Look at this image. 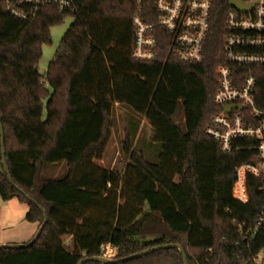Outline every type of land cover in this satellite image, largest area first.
I'll list each match as a JSON object with an SVG mask.
<instances>
[{"label":"trees","instance_id":"obj_1","mask_svg":"<svg viewBox=\"0 0 264 264\" xmlns=\"http://www.w3.org/2000/svg\"><path fill=\"white\" fill-rule=\"evenodd\" d=\"M220 1L206 59L189 63L167 56L165 48L162 62L133 58V19L142 8L154 20V0H74V12L46 6L29 20L6 11L0 0L6 159L14 183L36 203L9 181L1 133L0 198L26 203V219L37 230L45 221L42 208L48 219L34 244L0 249V264H78L107 245L120 259L167 243L183 245L189 264H257L264 228L254 238L248 231L264 211L262 178L249 176L248 203L234 199L237 157L223 153L205 132L220 109L214 96L228 7ZM68 15L74 21L42 75V47L52 43L51 29ZM116 103L133 109L153 131L149 154L134 144L137 129L126 134L122 169L99 163L111 140ZM239 223L246 224L243 233ZM111 264L185 262L176 247Z\"/></svg>","mask_w":264,"mask_h":264},{"label":"built area","instance_id":"obj_2","mask_svg":"<svg viewBox=\"0 0 264 264\" xmlns=\"http://www.w3.org/2000/svg\"><path fill=\"white\" fill-rule=\"evenodd\" d=\"M154 2V20L150 12L144 15L142 8L133 19L136 36L133 58L162 62L166 59L161 56L165 48L167 56L182 62L203 63L214 8L217 3H223L220 0ZM242 2L253 6L241 11L227 0L222 27V63L217 70L218 88L214 96L220 109L205 132L219 143L223 153L237 157L232 196L246 204L250 201V175L262 178L259 190L264 192V0ZM4 6L6 11L23 20L33 19L46 6H54L58 11L76 10L74 0H4ZM229 104L235 106L227 111L224 107ZM245 227V223H239V233ZM262 228L264 211L248 234L254 238ZM107 247L112 246L103 249L105 255Z\"/></svg>","mask_w":264,"mask_h":264},{"label":"rangeland","instance_id":"obj_3","mask_svg":"<svg viewBox=\"0 0 264 264\" xmlns=\"http://www.w3.org/2000/svg\"><path fill=\"white\" fill-rule=\"evenodd\" d=\"M74 18L72 15H68L63 23L51 29L52 43L44 44L42 47L44 51L39 63V72L42 75H45L47 69H49L48 66ZM111 120L113 125L111 140L104 155L105 157L99 161L101 165L112 169H122L128 162V156L123 153L122 142L125 140L126 134L129 131H134V129H137L134 144L143 148L148 154L151 153L153 149V131L146 119L141 118L127 105L116 103L112 111ZM27 207V204H22L17 199L3 200L0 198V239H11L12 243L17 244L27 242L37 226L26 219ZM72 242L70 236L65 237V245L68 250H72ZM107 248V258H113L116 250L113 247ZM256 261L257 264L264 262V249L258 254Z\"/></svg>","mask_w":264,"mask_h":264},{"label":"water","instance_id":"obj_4","mask_svg":"<svg viewBox=\"0 0 264 264\" xmlns=\"http://www.w3.org/2000/svg\"><path fill=\"white\" fill-rule=\"evenodd\" d=\"M230 4H232L233 7L236 6V8H238L239 10L241 11H248L250 10V8H252L253 4H245L242 2V0H230ZM235 105H225V109L227 111H230L231 109H233ZM0 133H1V149H2V160H3V164H4V169L6 170V174H7V177L10 181V183L12 185H14V187L17 188V190L23 194L25 197H27L30 201L36 203V201L31 198L24 190L23 188H20L19 186H17L13 179H12V176H11V172H10V168H9V165H8V162H7V159H6V146H5V132H4V128L2 126V124L0 123ZM43 213L45 215V221L44 223L39 227V229L37 230L36 234L34 235V237L31 239L30 242L28 243H21V244H17V243H2L0 244V249L2 248H23V247H27V246H30L32 244H34L36 241H38V238L40 237L46 223L48 222V219H47V215H46V211L45 209H43ZM183 245H180V244H177V243H167V244H163V245H157V246H154V247H151L149 249H146L144 251H141L139 253H136V254H133V255H130L128 257H124V258H120V259H115V258H111V257H108L105 255V252L104 250L102 251V254L101 255H97V256H91V257H86L84 258L83 260H81L78 264H85L87 261H98V262H102V263H122V262H125V261H128V260H131V259H134L136 257H140V256H143V255H146L148 254L149 252L151 251H155V250H159V249H164V248H178L180 250V252L182 253L183 255V259H184V262L185 264H189L190 262L188 261V257H187V254L185 253V250L184 248L182 247Z\"/></svg>","mask_w":264,"mask_h":264},{"label":"crops","instance_id":"obj_5","mask_svg":"<svg viewBox=\"0 0 264 264\" xmlns=\"http://www.w3.org/2000/svg\"><path fill=\"white\" fill-rule=\"evenodd\" d=\"M13 199H17V198H13ZM11 200V199H10ZM20 203H22L19 199H17ZM23 204V203H22ZM26 204V203H25ZM28 206V205H27ZM28 209H27V212H28V210H29V206L27 207ZM30 223H33V222H30ZM33 224H36L37 225V223H33ZM36 232H37V226H36V229H35V231L33 232V234L29 237V239L28 240H30L31 238H33L34 237V235L36 234ZM27 240V241H28ZM12 240L10 239V240H8V239H4V240H2V239H0V244H2V243H12L11 242Z\"/></svg>","mask_w":264,"mask_h":264}]
</instances>
